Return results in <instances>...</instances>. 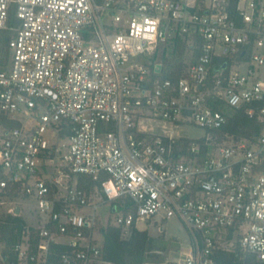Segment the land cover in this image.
<instances>
[{
  "label": "built area",
  "instance_id": "2783aa9c",
  "mask_svg": "<svg viewBox=\"0 0 264 264\" xmlns=\"http://www.w3.org/2000/svg\"><path fill=\"white\" fill-rule=\"evenodd\" d=\"M12 10L0 114L20 125L0 137V195L28 212L0 264H112L102 228L126 239L160 214L192 235L173 264L236 245L264 264V0H0V39ZM172 50L182 70L168 78ZM224 108L263 132H231ZM142 120L205 135H153Z\"/></svg>",
  "mask_w": 264,
  "mask_h": 264
},
{
  "label": "trees",
  "instance_id": "16d2710c",
  "mask_svg": "<svg viewBox=\"0 0 264 264\" xmlns=\"http://www.w3.org/2000/svg\"><path fill=\"white\" fill-rule=\"evenodd\" d=\"M97 1V0H95ZM19 25L15 10H12L9 17V26L3 31L0 39V59L2 67L6 66L9 54V40L14 32L11 30ZM164 52L163 60L166 68L163 75L168 78L175 77L181 73L179 62L182 60V53L178 55L177 50ZM218 106V103L215 104ZM221 107V106H219ZM224 112L229 115L231 132H237L243 136H259L263 132V126L256 120L249 119L244 111L231 112L224 108ZM17 121H11L0 114V127L6 131L19 126ZM63 137L71 135L70 124L67 121L60 122ZM96 183L85 177L79 179V186L87 190L94 187ZM1 197V195H0ZM26 220L18 215L8 214L0 220V245H4V254L9 258L12 256V249L18 245L22 235ZM186 229V228H185ZM187 230V229H186ZM189 239L192 235L189 233ZM104 237L105 259L112 264H150L160 261L165 256L168 245L175 240H166L164 236L154 237L147 231L132 229L131 234L125 239L122 231L116 227L106 226L102 228ZM214 264H251L253 258L245 255L238 245L230 252L217 248L212 254Z\"/></svg>",
  "mask_w": 264,
  "mask_h": 264
},
{
  "label": "rangeland",
  "instance_id": "374dc122",
  "mask_svg": "<svg viewBox=\"0 0 264 264\" xmlns=\"http://www.w3.org/2000/svg\"><path fill=\"white\" fill-rule=\"evenodd\" d=\"M243 71L244 68H242V72ZM262 71H264V68ZM140 128L146 129L148 133L153 135L168 136L172 133L175 138L186 136L193 141H197L205 135L204 130L194 126L176 127L169 123L158 121L142 120L140 121ZM4 130L3 127H0V137L4 133ZM17 209H21V213L18 215L27 220L28 210L23 203L14 201L10 198L0 197V220L8 214L14 215ZM102 211L103 210L100 212ZM139 229L141 231H147L154 237L164 236L167 241L172 239L175 240L168 245V250L160 261L150 264H173L186 257L190 246L189 234L178 219L163 220V215L160 214L151 224H141ZM1 251L2 248L0 245V255Z\"/></svg>",
  "mask_w": 264,
  "mask_h": 264
},
{
  "label": "water",
  "instance_id": "95a60500",
  "mask_svg": "<svg viewBox=\"0 0 264 264\" xmlns=\"http://www.w3.org/2000/svg\"><path fill=\"white\" fill-rule=\"evenodd\" d=\"M148 64L152 66L154 64V62L150 61ZM156 71L160 72V65L156 66ZM19 213H20V209H17L15 214L18 215Z\"/></svg>",
  "mask_w": 264,
  "mask_h": 264
}]
</instances>
